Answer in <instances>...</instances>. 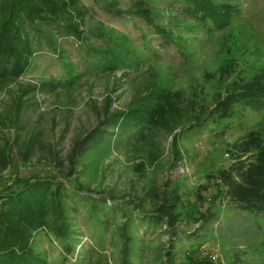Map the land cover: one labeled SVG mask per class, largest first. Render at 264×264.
Instances as JSON below:
<instances>
[{"label":"rangeland","instance_id":"rangeland-1","mask_svg":"<svg viewBox=\"0 0 264 264\" xmlns=\"http://www.w3.org/2000/svg\"><path fill=\"white\" fill-rule=\"evenodd\" d=\"M134 1L78 0L88 8L81 41L41 26L29 68L0 88V144H8L13 161L1 171V182L13 173L49 170L66 183L70 236L40 229L34 238L51 264H81L87 253L103 264H121L124 231L132 235L131 264H185L187 251L213 255L215 264H264V214L243 210L225 196L200 203L197 194L210 183L208 174L228 164L226 146L264 126V109L246 107L219 124L176 134L197 92L210 104L222 91L224 62L235 61V74L227 79L264 69V0H213L238 9L222 27L194 18L186 0H146L154 20L184 39L183 51L133 12ZM110 44L129 47V63L102 70L96 64L102 54L94 49ZM152 85L178 97L169 107L181 117L178 123L170 126L172 112L165 111L161 124L143 131L127 121L101 124L107 113L146 105ZM95 126L105 129L99 140L70 159L76 139ZM71 165L73 174L65 176ZM150 186L178 191L180 220L174 227L140 218L153 212L145 196ZM214 192L213 185L201 191L206 197ZM99 193L107 201L88 197Z\"/></svg>","mask_w":264,"mask_h":264},{"label":"trees","instance_id":"trees-1","mask_svg":"<svg viewBox=\"0 0 264 264\" xmlns=\"http://www.w3.org/2000/svg\"><path fill=\"white\" fill-rule=\"evenodd\" d=\"M133 3L138 4L133 10L135 14L147 23H152L164 35L166 42L174 43L183 51L184 39L180 40L173 28H167L154 20L148 1L135 0ZM185 9L194 18H210L218 27L224 26L238 11L229 2L215 3L213 0H186ZM87 13L88 8L79 5L78 0H0V88L6 81L16 79L29 68L31 57L39 49L44 34L41 26L47 27L51 34L72 36L81 41L85 32L81 19ZM50 38L53 37L48 36L50 46L56 48V41L52 42ZM128 48L123 44H110L102 49H94L102 54L96 64L102 70L121 68L129 63ZM234 64L231 58L220 67L225 83L210 104H206L196 91L197 94L190 99V108H186L187 114L184 113L186 122L176 134L180 135L183 131L207 122L219 124L242 113L246 107L264 109V69L247 75L236 74L232 79H227L231 73L235 74ZM172 94L152 85L146 105L107 113L101 124L118 127L122 121H127L128 127L136 126L143 131L149 126L161 124L166 111L172 112L170 126H174L181 117L169 108L179 102L178 97ZM104 130L103 127L95 126L76 139L69 158L72 159L75 154L82 155L91 148ZM225 150L229 162L207 175L210 183L201 185L197 191L200 203L206 199L213 203L218 197L225 196L243 210L264 214V126L249 129L241 138L228 144ZM11 162L8 144H0V264H51L46 254L35 248L34 238L40 229L51 232L56 238L66 240L70 236L66 216L67 185L55 172L49 170L42 174L35 171L27 175L13 173L7 181L1 182V171ZM71 168L72 165L65 176L73 174ZM211 185L215 186V192L206 197L201 191ZM145 194L149 201H153V212L146 211L144 217L140 218L148 221L149 225L165 220L169 226L174 227L180 220L178 191L174 187L161 189L150 186ZM88 197L97 202L107 201L100 193ZM140 204L138 201L137 208ZM123 236L121 264H131L134 262L129 245L132 235L124 231ZM64 247L70 251L67 242ZM186 257L185 264H215L209 254L201 258L194 255L193 251H187ZM81 264L103 262L100 257L93 259V253H87ZM106 264L109 262L106 261Z\"/></svg>","mask_w":264,"mask_h":264},{"label":"built area","instance_id":"built-area-1","mask_svg":"<svg viewBox=\"0 0 264 264\" xmlns=\"http://www.w3.org/2000/svg\"><path fill=\"white\" fill-rule=\"evenodd\" d=\"M210 256L214 258V256H213V255H210Z\"/></svg>","mask_w":264,"mask_h":264}]
</instances>
